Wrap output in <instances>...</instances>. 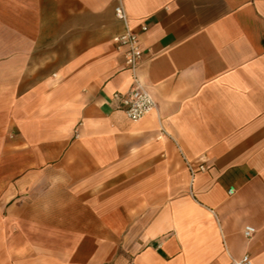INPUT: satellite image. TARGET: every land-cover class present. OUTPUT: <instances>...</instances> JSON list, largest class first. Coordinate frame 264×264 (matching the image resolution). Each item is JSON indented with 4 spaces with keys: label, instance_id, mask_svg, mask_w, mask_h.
Returning <instances> with one entry per match:
<instances>
[{
    "label": "crops",
    "instance_id": "0c3cea01",
    "mask_svg": "<svg viewBox=\"0 0 264 264\" xmlns=\"http://www.w3.org/2000/svg\"><path fill=\"white\" fill-rule=\"evenodd\" d=\"M123 5L136 122L115 0H0V264H264V0Z\"/></svg>",
    "mask_w": 264,
    "mask_h": 264
},
{
    "label": "built area",
    "instance_id": "2783aa9c",
    "mask_svg": "<svg viewBox=\"0 0 264 264\" xmlns=\"http://www.w3.org/2000/svg\"><path fill=\"white\" fill-rule=\"evenodd\" d=\"M123 2L124 0H115L114 15L122 20L124 30L114 35L112 42L117 50L123 52L125 65L131 71L133 81L127 91L115 92L114 97L118 99L126 117L130 121L136 122L152 111L156 107V103L140 82L136 73L142 57V49L137 34L132 32L126 24V13ZM146 29L147 27L145 25L141 26L142 31ZM187 166L191 175H194L197 171L205 170L203 164L194 167L187 162ZM254 232V227L246 226L243 233L245 237L250 238ZM231 264H252V259L248 253H245L239 259H233Z\"/></svg>",
    "mask_w": 264,
    "mask_h": 264
}]
</instances>
